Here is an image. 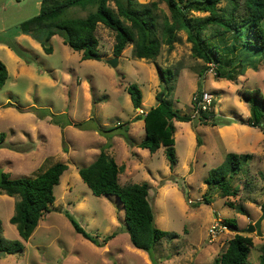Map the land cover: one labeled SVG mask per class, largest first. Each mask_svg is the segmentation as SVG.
<instances>
[{"label":"rangeland","instance_id":"1","mask_svg":"<svg viewBox=\"0 0 264 264\" xmlns=\"http://www.w3.org/2000/svg\"><path fill=\"white\" fill-rule=\"evenodd\" d=\"M41 1L0 0V60L9 71V79L0 90V133H6L0 144V175L33 178L57 163L67 164L69 169L55 188L51 212L43 216L32 237L22 241L24 251L0 255V264H213L237 233L252 237L255 247L249 264H259L264 252V219L262 236L250 232L249 227L264 214V131L249 126L251 105L243 93L260 89L264 94V56L258 59L256 69L249 68L241 76L239 65L229 66L240 55V41L232 33L223 40L211 37L222 49V62L228 66L219 70L226 74L236 70L237 79L219 77L212 71L213 65L192 55L187 32L181 31L174 49L163 45L156 60L134 58L132 46H128L117 67H112L108 61L116 57L115 33L102 24L97 29L100 60L83 61L81 53L65 45L59 35L50 40L53 53L47 54L20 28L21 23L39 14ZM137 1L159 2L161 13L170 17L165 1ZM110 6L115 8L114 2ZM227 6V0L218 5L220 9ZM71 11V15L87 14L81 9ZM211 34L209 30L208 38ZM233 45L238 47L235 53L227 50ZM166 69L175 76L170 96L174 108L193 119L176 122L174 168L166 158V147L154 154L139 147L146 139L141 114L160 103L157 94L166 85L160 71ZM130 84L142 91L139 110L126 90ZM203 92L215 96L209 114L214 115L217 126L201 124L198 116L192 117L193 99ZM137 115L142 119L135 121ZM226 119L231 121L229 125L223 124ZM125 129L134 146L122 135ZM103 150L124 167L119 176L121 185L150 186L157 227L176 235L155 246L154 263L148 253L132 245L118 197L95 196L79 175V170L91 165ZM229 153L254 158L242 163L232 181V189L238 188L239 195L226 198L219 188L209 189L206 179ZM17 200L0 193V220L8 241L21 240L10 223ZM231 202L244 206L245 212L240 213ZM65 212L100 241L116 236L98 247L76 233ZM224 220H235L237 227L212 232Z\"/></svg>","mask_w":264,"mask_h":264},{"label":"trees","instance_id":"2","mask_svg":"<svg viewBox=\"0 0 264 264\" xmlns=\"http://www.w3.org/2000/svg\"><path fill=\"white\" fill-rule=\"evenodd\" d=\"M21 1V0H19ZM165 1L170 11V17L161 13L159 2L142 4L137 0H42L37 16L21 23V32L32 37L47 54L53 53L50 40L59 35L65 45L73 51L81 53L82 60H100L99 39L97 29L100 24L115 33L114 55L121 57L128 46H132V56L141 60L154 61L163 45L172 51L180 42L179 32H187V41L192 44V55L213 65L216 76L229 80L237 79L234 73L221 72L219 67L225 65L223 52L211 41V37L224 39L229 33L240 41V55L235 57L230 67L239 65L244 75L249 68L256 69L258 59L264 56V0H227L228 6L220 9L222 0H187L186 3L177 0ZM114 2L115 8L110 6ZM87 11L84 16L71 15V10ZM194 12L209 13L207 16H193ZM212 34L209 35L208 31ZM239 44V45H240ZM231 53L238 50L236 45L227 49ZM244 55V58H241ZM225 68V67H224ZM165 89L157 94V106L144 115L146 139L139 147L156 153L162 146L166 147V158L171 168L177 163L175 150L176 122H192L189 116L181 115L170 99L174 91L172 82L174 73L170 69L161 70ZM9 79L7 66L0 60V90ZM135 110L143 103V94L136 84L127 87ZM246 101L251 105V116L248 124L264 131V94L260 89L244 91ZM141 115L135 121L141 120ZM201 124L217 126L213 114L198 116ZM226 119L223 124L229 125ZM121 126V125H120ZM122 127V126H121ZM131 146L134 142L129 137L128 129L122 133ZM6 139V133H0V144ZM14 150V149H13ZM254 155H238L229 153L224 162L210 172L206 179L209 189L219 188L223 197H237L238 188L232 189V181L241 171L242 163L252 160ZM69 169L64 163H57L45 172L33 178L11 179L7 173L0 175V193L16 197L14 214L10 223L16 226L21 240L8 241L3 237L0 220V255L16 254L24 251L22 241H28L39 226L46 213L51 212V205L56 201L55 188L60 185L62 176ZM124 167L104 150L88 167L81 168L79 175L95 196H116L122 202L125 211L126 232L132 245L148 253L154 263L153 250L163 239H173L175 234L159 229L156 225L154 206L149 200L150 186L145 184L121 185L119 176ZM207 204L210 203L205 196ZM240 213L245 212L244 206L230 203ZM264 210V204L262 205ZM66 217L71 222L76 233L83 236L98 247H103L116 235L112 234L100 241L86 232L77 220L69 213ZM224 224L234 229L235 220H224ZM255 247L252 237L235 234L224 252L219 254L213 264H249V257ZM155 264V263H154ZM259 264H264V252Z\"/></svg>","mask_w":264,"mask_h":264},{"label":"built area","instance_id":"3","mask_svg":"<svg viewBox=\"0 0 264 264\" xmlns=\"http://www.w3.org/2000/svg\"><path fill=\"white\" fill-rule=\"evenodd\" d=\"M213 71V70H212ZM214 94L210 92H203L196 97H194L193 102H194V111H193V118H196L197 116H200L202 114H208L210 113L212 104L214 102ZM220 228V230H227L228 227L224 224L221 223L220 226H214L212 228V232Z\"/></svg>","mask_w":264,"mask_h":264},{"label":"water","instance_id":"4","mask_svg":"<svg viewBox=\"0 0 264 264\" xmlns=\"http://www.w3.org/2000/svg\"><path fill=\"white\" fill-rule=\"evenodd\" d=\"M118 63H119V57H115V58L110 59L108 61V64L111 65L112 67H117ZM263 219H264V214L261 217V219H259V221L255 225H251L249 227V231L250 232L257 231V234L259 236H262L263 235V233H262V221H263Z\"/></svg>","mask_w":264,"mask_h":264},{"label":"crops","instance_id":"5","mask_svg":"<svg viewBox=\"0 0 264 264\" xmlns=\"http://www.w3.org/2000/svg\"><path fill=\"white\" fill-rule=\"evenodd\" d=\"M39 5L41 6V2L39 3ZM119 60H120V57H119ZM142 105H143V103H142ZM147 113V112H146Z\"/></svg>","mask_w":264,"mask_h":264}]
</instances>
